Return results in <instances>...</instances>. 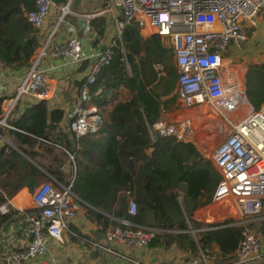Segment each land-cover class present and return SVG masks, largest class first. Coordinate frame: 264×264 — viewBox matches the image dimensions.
I'll return each mask as SVG.
<instances>
[{
  "label": "trees",
  "instance_id": "16d2710c",
  "mask_svg": "<svg viewBox=\"0 0 264 264\" xmlns=\"http://www.w3.org/2000/svg\"><path fill=\"white\" fill-rule=\"evenodd\" d=\"M33 5L34 0H0L1 66L26 69L31 65L38 37L25 13ZM100 6H105L104 0ZM88 25L91 41H98L105 29L103 16L92 18ZM107 47L110 59L89 85L91 93L100 87L90 101L100 118L94 131L77 138L65 132L60 127L62 110L48 108L44 99L34 100L13 118L16 108L11 107L4 121L13 129L0 127V135L12 145L0 143V202L22 186L32 190L48 176L62 185L72 176L70 189L83 202L84 215L95 222L97 231L124 227L119 219H125L154 228L151 245L161 239L192 251L215 246L219 253L231 252L244 224H233V218L211 225L192 219L195 210L210 202L218 171L192 145L170 137L152 140L147 130L159 118L160 104L167 99L161 97L175 86L171 46L156 34L142 37L134 26H124L119 39L113 37ZM154 64L165 72L158 75ZM243 79L248 102L257 104L253 107L264 103V59L248 64ZM119 87L126 90L122 99L117 98ZM168 98L171 102L174 97ZM1 101L0 97V117ZM67 153L74 163L73 175L64 166ZM129 197L136 205L133 215L126 211ZM15 213L9 208L0 214V225ZM188 229L194 230L193 237Z\"/></svg>",
  "mask_w": 264,
  "mask_h": 264
},
{
  "label": "built area",
  "instance_id": "2783aa9c",
  "mask_svg": "<svg viewBox=\"0 0 264 264\" xmlns=\"http://www.w3.org/2000/svg\"><path fill=\"white\" fill-rule=\"evenodd\" d=\"M104 1L113 14V37L119 39L124 26H134L137 30L145 28L150 34L166 40L172 48L176 72L174 93L183 116L173 122L158 118L147 126V130L152 140L155 136L170 137L192 145L218 171L220 177L212 191L210 204L199 213L202 214L204 210L209 213L214 204L228 202L235 215L233 224H244L258 216L264 204V103L253 107L248 102L241 75H237L234 69H228L229 62L221 56V52L225 51L230 41L245 42L243 24L249 28L264 24V0ZM52 2L34 0L33 7L25 13L27 22L33 28H41ZM70 2L67 0L65 5L60 6L59 20L62 14L70 13ZM115 4L119 7L117 16L114 15ZM65 6L67 11L63 12ZM99 14V10L82 13L88 20ZM109 44L101 52L89 53L83 50L76 35H70L53 48L54 54L65 57V64L78 66L85 60H91L73 106L68 111L67 128L75 138L97 128L90 114H96V108L90 105V101L100 87L91 93L89 85L94 82L98 70L110 59ZM43 51L44 46L37 57ZM153 67L158 75L162 73L159 64ZM14 93L10 99L12 103L21 95H31L35 99L49 96V85L43 70L36 67V58H32L31 65L24 70ZM11 104L7 101L2 104L0 125L13 129L4 121ZM203 125L205 139H198L196 133ZM64 166H68L74 174L70 154ZM48 178L31 190L29 209H18L25 245L10 251L5 256V264H30L32 259L44 253L45 238L61 241L62 233L78 237L69 229V221L76 217L81 202L70 189L72 176L66 185L59 184L50 176ZM9 206L8 200L2 202L0 214L7 213ZM135 207V201L129 197L127 213L133 215ZM119 222L124 227L114 226L104 232L107 246L93 245L117 255L109 244L138 248L154 238V228L134 225L125 219H119ZM258 248V236L244 227L234 249L237 261L243 263L260 259L264 252L260 253ZM212 251L208 247H197L201 257H214L215 252ZM132 262L141 264L135 260Z\"/></svg>",
  "mask_w": 264,
  "mask_h": 264
},
{
  "label": "crops",
  "instance_id": "0c3cea01",
  "mask_svg": "<svg viewBox=\"0 0 264 264\" xmlns=\"http://www.w3.org/2000/svg\"><path fill=\"white\" fill-rule=\"evenodd\" d=\"M101 1L102 0H97L89 7L85 5L84 0L78 1L77 12L88 13L99 10L100 14L98 16H103L104 18V33L96 42H92L91 38H86L84 32L76 27V17L71 13L73 18L69 17V19L65 20L55 32L50 34L51 24L55 22L57 17L59 18L60 6H62L63 3L52 2L49 5L48 15L43 25L40 29H37L38 47L35 50L33 58H36V67L43 70V75L50 90L49 96L44 100L48 108L57 107L62 110L60 127L63 128L65 132H68V111L73 106L78 87L81 80L84 79L86 75L88 64L91 60L88 59L81 62L78 66H73L65 64V57L63 55L58 53L54 54L52 51L54 46L62 43L70 35H76L81 41L83 50L89 53L98 52L102 45L106 46L112 41L114 36L112 32L113 14L107 8L106 1H104V7L100 6ZM114 11V15H116V10L114 9ZM138 33L142 37H146L150 34L145 28L143 30H138ZM43 46V53L37 57L39 50ZM24 70L25 69H11L0 65L1 107L4 101L9 102V104L12 103L10 99L13 98L14 88L18 84ZM162 74L163 72L159 75ZM121 88L122 87H119L118 89ZM169 96H173L174 98L171 102L166 103V108L159 107V118H164L173 122L175 121V118L172 116L174 106L177 105L174 89L167 96L161 97V99L168 98ZM117 98L122 99L124 97L117 95ZM34 100L36 99L31 95H21L16 102L14 101L11 104V107L13 106L16 108L14 109L16 112L12 113L11 117L17 116L23 107ZM161 109L163 110L162 113L160 112ZM0 127L8 128L2 125H0ZM0 141L11 145L8 138L4 135H0ZM65 167L69 168L68 166ZM30 193L31 190L26 186H22L6 199L10 202L11 206H9V208L17 211V213L10 216L9 219L0 225V264H5V256L10 251L20 249L25 245L20 230L23 227V223L21 221V213L18 209H29ZM1 203L2 202H0V204ZM78 205L79 209L76 217L69 221V229L75 232L78 237L62 233L61 241L45 238L44 244L46 249L44 253L32 259L30 264H40L42 262H50V264H134L132 262L134 260L141 264H264V255L261 256L260 259L241 263L237 261L234 250L227 253H219L215 246H211L209 248L213 250L212 252H215L214 257H201L197 251H192L186 247L179 248L174 243L164 244L161 239L159 240L160 242L152 245L146 244L138 248L127 247L121 244H109L110 248L117 253V255H115L93 245V243H97L107 246L104 233L97 231L95 222L85 217L82 208L83 202H79ZM208 205H203L205 207L201 206L202 208L199 207L194 211L192 219L204 225H211L225 218H235L233 210L232 212H224L225 208H222L221 205H213L209 213H207V210H204L201 212L202 214H200L199 212ZM250 220L258 221V224L255 225L258 227L256 230V235L259 239L258 250L260 253L264 252V213ZM193 232L194 230L190 229L189 233H191L192 237L194 236Z\"/></svg>",
  "mask_w": 264,
  "mask_h": 264
},
{
  "label": "rangeland",
  "instance_id": "374dc122",
  "mask_svg": "<svg viewBox=\"0 0 264 264\" xmlns=\"http://www.w3.org/2000/svg\"><path fill=\"white\" fill-rule=\"evenodd\" d=\"M59 14H61V11H60ZM117 15H118V13H116V16ZM69 17L73 18V16H71V14L68 13V12L62 14V17H61L60 20L57 17L55 19V22L51 24V32L50 33L55 32L56 29L59 28L63 24V22L65 20L69 19ZM242 30L244 31V33L246 35L245 42L238 43V42H235V41H230L228 43L225 51L221 52V56H224L226 62H229V64L227 65L228 69H234L236 71L237 75H241L242 82H243L244 81L243 75H244L246 66L248 64H251V63L260 62V61H262L264 59V24L260 23L259 26L251 27V28L246 26V24H243L242 25ZM162 42H163V44L165 46L168 45L166 40H162ZM169 62H171L172 67H174L172 55H171V58H170ZM127 71H128V69H127ZM163 72H165V68L164 67H163ZM123 90L124 89H122V88L121 89H117L118 95L120 97H124V95H126V91H123ZM14 95H15V93L13 94V96ZM168 99L169 98L165 99V101H162V103L167 102ZM162 103L160 104V107L166 108V106H163ZM251 104H252V106H256L257 105L255 102H253ZM83 105H87V103H83ZM172 116L177 121L179 119H181V117L183 116L182 115V111L179 109L178 105L174 106V111H173V115ZM196 135H197L198 139H205L206 131H205V126L204 125L200 127V129L196 133ZM1 142L2 141H0V143ZM209 145H212V144H209ZM45 180L46 179H42L40 182L45 181ZM177 199L180 201V195L179 194L177 195ZM202 200L203 199L200 200V203L202 202ZM81 203H82V201H81ZM263 203H264V199H263ZM208 204H210V202ZM208 204H206V205H208ZM214 205H221L222 208H225L224 212H232V208H230L228 202L227 203H221V204H214ZM205 206H203V207H205ZM263 208H264V205H263L259 215L264 213L263 212L264 211ZM247 223L248 222L244 223V227L248 228L254 234H257L256 230L258 229V227H256L255 225L258 224V221L252 220V222H251L252 226H250V227L247 225Z\"/></svg>",
  "mask_w": 264,
  "mask_h": 264
},
{
  "label": "water",
  "instance_id": "95a60500",
  "mask_svg": "<svg viewBox=\"0 0 264 264\" xmlns=\"http://www.w3.org/2000/svg\"><path fill=\"white\" fill-rule=\"evenodd\" d=\"M66 1L67 0H53V2L55 3H64V5L66 4ZM78 1L79 0H71L70 2V6H69V11L71 14H73L76 19H75V24H76V27L83 31L84 32V36L86 38H91L92 37V32L90 31V28H89V20L85 17H83L84 15H82V13L80 12H77L78 10ZM85 1V5H87L88 7L95 3L97 0H84ZM118 5L115 4L114 5V9L117 11L118 10ZM67 11V8L65 6V8L63 7V12H66ZM104 45H102L100 48H99V52H101L103 49H104ZM92 116V121H93V124L94 126H98L100 124V118L98 115L94 114V112H91L90 113ZM187 231H190V229H188Z\"/></svg>",
  "mask_w": 264,
  "mask_h": 264
}]
</instances>
